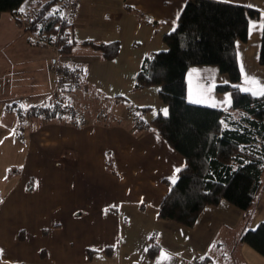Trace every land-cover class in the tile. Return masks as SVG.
<instances>
[{"label": "crops", "instance_id": "crops-1", "mask_svg": "<svg viewBox=\"0 0 264 264\" xmlns=\"http://www.w3.org/2000/svg\"><path fill=\"white\" fill-rule=\"evenodd\" d=\"M45 1L25 0L19 16L30 17ZM197 1L77 0L69 27L72 45L59 61L78 72L76 102L88 120L83 126L20 107L23 99L36 106L50 94L51 86L38 74L34 85L16 79L17 85L3 86L10 90L0 97V264H264V256L239 241L245 214L229 202L204 207L192 226L158 216L185 160L148 126L158 114L165 115L164 109L168 113L158 86H133L144 58L167 49L164 36L175 28L181 10ZM218 1L260 13L249 24L247 41L236 43L239 87L256 91L264 86L258 59L264 0ZM19 32L15 13H3L0 42ZM31 33L40 46L38 64L49 72L56 46L49 35ZM92 43H117L118 50L105 58ZM6 65L20 69L5 59L0 61L3 72ZM248 78L258 84H249ZM186 81L190 102L229 108V92L215 89L228 82L217 66L193 65ZM92 97L100 104L91 103ZM10 112L17 113L10 115L17 124L4 126L1 116ZM254 211L251 228L264 222V191ZM223 233L224 240L231 235V246L213 253ZM151 245L158 248L153 257Z\"/></svg>", "mask_w": 264, "mask_h": 264}, {"label": "trees", "instance_id": "trees-1", "mask_svg": "<svg viewBox=\"0 0 264 264\" xmlns=\"http://www.w3.org/2000/svg\"><path fill=\"white\" fill-rule=\"evenodd\" d=\"M24 1L0 0V16L11 12L17 17ZM64 8L65 0H47L31 14L26 27L49 35L60 54L72 45L71 19L63 17ZM259 16L253 8L229 2L190 3L179 13L175 28L164 36L167 49L148 54L142 62L133 89L158 86L159 98L168 108L167 115L158 114L148 126L185 160L159 204L162 219L192 226L204 207L221 201L249 216L264 191V96L240 89L236 49L238 41H247L249 24ZM93 46L105 58L118 50L117 43ZM258 59L264 65V18ZM193 65H215L228 76V82L215 89L229 92V108L188 100L186 73ZM74 77L78 82L79 76ZM239 241L264 256V222L242 231ZM157 249L151 245L149 255L153 257Z\"/></svg>", "mask_w": 264, "mask_h": 264}, {"label": "rangeland", "instance_id": "rangeland-1", "mask_svg": "<svg viewBox=\"0 0 264 264\" xmlns=\"http://www.w3.org/2000/svg\"><path fill=\"white\" fill-rule=\"evenodd\" d=\"M16 20L17 22H19V26H20L19 33H21V35L14 34L12 37V40H6V41L4 40L0 42V59H1L0 61L2 60L4 61L6 59L8 60V64H10V66L15 67V65L17 64L20 66L19 67L20 69L17 71H14L6 65V68H5L6 71L3 72V70L0 68V97L2 96V93L5 94L4 91L8 92L10 90L9 87H3L4 85L7 86L10 83L12 86L17 85L16 79H18V82H22L25 84L27 83L29 86H31L37 82V79L33 81L34 77H37V74H38V77L43 78L45 84L51 86V89L54 86V74L51 70V66L53 64V60H55V57H56V50L55 49L52 50V56H51V59H49V72H48V68L46 67L41 68L40 65L38 64L39 62L38 57L41 55V52H36V51L39 50L40 46L36 45V42L34 39L35 36L31 35L33 34L31 33L32 31L26 29L25 27V24H27L29 21V17L18 15L16 17ZM59 63L61 66H64L62 65L60 61ZM15 87H13L12 89L14 90ZM51 89L49 92H51ZM25 102H26V99H23L22 102H19L20 107L24 108L25 110L30 109L31 107L34 106V104L27 106ZM108 110L109 111L105 110V112H108L107 115L109 116L112 112L109 108ZM10 115L11 116L14 115L16 117L17 113L13 112V114H11L10 112L8 113V115L1 116L2 122L5 123L3 124L4 126L12 127L13 121L15 125L17 124L16 118L15 117L10 118ZM254 212L255 211L253 209V211L250 213L249 216L245 215V220H244L245 229L244 230L251 228V223L253 222ZM230 239H231V235L226 234V238L224 240V233H223L222 235H220L219 239L215 240V243L211 247L210 250L213 253H218V252L221 253L222 250H225L229 246H231L230 241H229ZM230 251H231V247L227 251L228 255H230ZM226 256L227 254H224V257ZM196 259H198V257L195 258L194 260ZM187 264H190V262L189 263L187 262ZM227 264H239V263L235 260V261H232V263H227Z\"/></svg>", "mask_w": 264, "mask_h": 264}, {"label": "built area", "instance_id": "built-area-1", "mask_svg": "<svg viewBox=\"0 0 264 264\" xmlns=\"http://www.w3.org/2000/svg\"><path fill=\"white\" fill-rule=\"evenodd\" d=\"M77 0H65V8L63 17L65 19H72L77 14ZM28 23L25 24L27 27ZM56 57L51 66L54 74V86L50 94L44 99L40 105L33 106L30 112L38 113H54L59 117H74V124L76 126H83L87 124L88 120L82 113L79 112L77 106L79 81H76L74 75L78 72L74 68L61 66L59 63L60 52L56 48ZM79 76V75H78ZM91 103L100 104L99 98L92 97Z\"/></svg>", "mask_w": 264, "mask_h": 264}, {"label": "snow or ice", "instance_id": "snow-or-ice-1", "mask_svg": "<svg viewBox=\"0 0 264 264\" xmlns=\"http://www.w3.org/2000/svg\"><path fill=\"white\" fill-rule=\"evenodd\" d=\"M21 11H23V9H21ZM57 11H58V10H57ZM247 82H248L249 84H258L257 81L252 80V79H250V78L247 79ZM243 90L246 91V92H247V91H252V89H251L250 87H245ZM252 94H253V95L264 96V86H259L258 89H257L256 91H252ZM193 102L200 103V102H203V101H201V100H196V101H193ZM225 103H226V104H230V103H231L230 98H226ZM163 112H164L165 115H167V110H166V109H164ZM176 171L179 172L180 169H176ZM175 179H176V178H175V176H174V177H173V183L175 182ZM0 251H2V250H0ZM165 259H170V257L165 256ZM161 264H162V262H161Z\"/></svg>", "mask_w": 264, "mask_h": 264}]
</instances>
